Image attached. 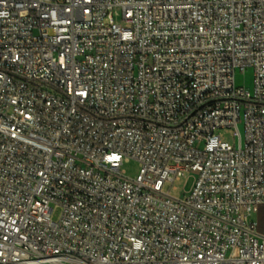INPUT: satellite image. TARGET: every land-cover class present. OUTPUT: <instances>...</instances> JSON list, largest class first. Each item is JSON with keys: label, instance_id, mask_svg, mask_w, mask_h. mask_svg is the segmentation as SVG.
I'll return each instance as SVG.
<instances>
[{"label": "built area", "instance_id": "obj_1", "mask_svg": "<svg viewBox=\"0 0 264 264\" xmlns=\"http://www.w3.org/2000/svg\"><path fill=\"white\" fill-rule=\"evenodd\" d=\"M262 210L264 0H0V264H264Z\"/></svg>", "mask_w": 264, "mask_h": 264}, {"label": "rangeland", "instance_id": "obj_2", "mask_svg": "<svg viewBox=\"0 0 264 264\" xmlns=\"http://www.w3.org/2000/svg\"><path fill=\"white\" fill-rule=\"evenodd\" d=\"M253 83V71L248 70L245 74L239 73L238 74V84L241 86H244L248 89L252 88ZM242 132H244L243 127L241 126ZM222 136L225 137V139L232 145L235 144V140L233 138V134L230 131H222ZM121 169L126 173V176L130 179L136 178L140 173V166L139 163L135 161H131L129 163H125L121 166ZM188 177L183 178L180 181H176L174 183L168 182L166 187L164 188V191L166 193H170L171 196L174 198H180L183 193L188 189ZM52 219L56 222L60 219L61 216V209L55 208L52 206ZM263 219V222H262ZM261 228H259V231H263V225H264V217L261 216Z\"/></svg>", "mask_w": 264, "mask_h": 264}, {"label": "crops", "instance_id": "obj_3", "mask_svg": "<svg viewBox=\"0 0 264 264\" xmlns=\"http://www.w3.org/2000/svg\"><path fill=\"white\" fill-rule=\"evenodd\" d=\"M261 216L264 217V211H263V210H262V212H261V214H260V217H259L260 221H261ZM262 222H263V219H262ZM262 222H260V226H261V223H262ZM260 228H261V227H260ZM263 228H264V225H263ZM262 233H264V229H263Z\"/></svg>", "mask_w": 264, "mask_h": 264}]
</instances>
